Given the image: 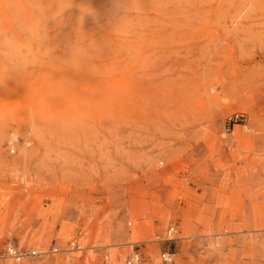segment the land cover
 <instances>
[{
    "label": "rangeland",
    "instance_id": "1",
    "mask_svg": "<svg viewBox=\"0 0 264 264\" xmlns=\"http://www.w3.org/2000/svg\"><path fill=\"white\" fill-rule=\"evenodd\" d=\"M134 252L264 264V0H0V264Z\"/></svg>",
    "mask_w": 264,
    "mask_h": 264
},
{
    "label": "built area",
    "instance_id": "2",
    "mask_svg": "<svg viewBox=\"0 0 264 264\" xmlns=\"http://www.w3.org/2000/svg\"><path fill=\"white\" fill-rule=\"evenodd\" d=\"M177 234V229L174 226H170L166 230L165 238L167 241L173 240L174 236ZM77 250H80L79 247H77ZM58 253L57 249H53L50 253L46 252H37V251H29V252H23L22 250L12 246L8 245L5 250V256L8 259L14 260L16 262H19L20 260L26 258V257H45L47 255H54ZM173 255L169 253H163L160 255V259L163 263H171L172 262ZM124 264H141V258L138 253H132L130 256H128Z\"/></svg>",
    "mask_w": 264,
    "mask_h": 264
},
{
    "label": "bare ground",
    "instance_id": "3",
    "mask_svg": "<svg viewBox=\"0 0 264 264\" xmlns=\"http://www.w3.org/2000/svg\"><path fill=\"white\" fill-rule=\"evenodd\" d=\"M179 10V9H178ZM5 21V20H4ZM7 33V32H6ZM109 48V47H108ZM87 77V76H86Z\"/></svg>",
    "mask_w": 264,
    "mask_h": 264
}]
</instances>
